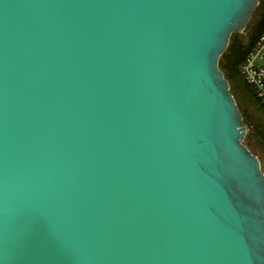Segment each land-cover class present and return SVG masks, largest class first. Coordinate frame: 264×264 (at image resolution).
Segmentation results:
<instances>
[{
	"label": "water",
	"instance_id": "1",
	"mask_svg": "<svg viewBox=\"0 0 264 264\" xmlns=\"http://www.w3.org/2000/svg\"><path fill=\"white\" fill-rule=\"evenodd\" d=\"M260 1L0 0V264H264L219 65Z\"/></svg>",
	"mask_w": 264,
	"mask_h": 264
},
{
	"label": "trees",
	"instance_id": "2",
	"mask_svg": "<svg viewBox=\"0 0 264 264\" xmlns=\"http://www.w3.org/2000/svg\"><path fill=\"white\" fill-rule=\"evenodd\" d=\"M259 7L253 19L244 31L247 33V41L241 40L238 34H234L230 39V45L220 61V69L224 73V77L228 80L231 92L237 102V105L242 113L245 126L249 133L246 139L256 137L264 148V105L257 99L255 90L247 83L241 73L242 63L246 61L248 56L257 46L260 38L264 36V0H261ZM235 91H239L244 100H247L250 105L255 108L262 116V119H253L241 110ZM249 147V146H247Z\"/></svg>",
	"mask_w": 264,
	"mask_h": 264
},
{
	"label": "built area",
	"instance_id": "3",
	"mask_svg": "<svg viewBox=\"0 0 264 264\" xmlns=\"http://www.w3.org/2000/svg\"><path fill=\"white\" fill-rule=\"evenodd\" d=\"M241 73L249 85H251L264 105V36L260 38L253 52L242 63Z\"/></svg>",
	"mask_w": 264,
	"mask_h": 264
},
{
	"label": "rangeland",
	"instance_id": "4",
	"mask_svg": "<svg viewBox=\"0 0 264 264\" xmlns=\"http://www.w3.org/2000/svg\"><path fill=\"white\" fill-rule=\"evenodd\" d=\"M239 37L241 38V40L243 41H247V33L243 32L238 34ZM235 94L237 96V100L239 102L240 108L241 110H243V112H245L247 115H249L250 117H252L253 119L255 118H259L262 119L263 116L255 109L253 108L250 103L247 100H244L243 97L240 95V92L235 91ZM249 133V131H248ZM247 133V134H248ZM252 137V135H250ZM249 137V139L247 138L245 141V144L249 147L252 153L255 154L258 159L261 161L262 164V170L264 171V148L262 146V144L260 143L259 138L257 139L256 137L251 138Z\"/></svg>",
	"mask_w": 264,
	"mask_h": 264
}]
</instances>
